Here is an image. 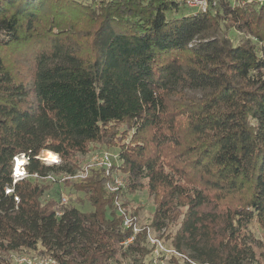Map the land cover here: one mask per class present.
Here are the masks:
<instances>
[{
  "label": "trees",
  "instance_id": "trees-1",
  "mask_svg": "<svg viewBox=\"0 0 264 264\" xmlns=\"http://www.w3.org/2000/svg\"><path fill=\"white\" fill-rule=\"evenodd\" d=\"M95 1L0 0V264L30 253L146 264L148 226L174 227L168 246L186 255L174 264H260L250 227L264 232V1L182 17L177 0ZM83 18L85 45L73 36H85ZM233 30L249 37L234 43ZM100 146L117 163L76 178ZM45 151L60 161L46 164ZM21 155L27 175L14 183ZM57 182L92 209L47 197ZM144 188L155 211L135 234L126 196Z\"/></svg>",
  "mask_w": 264,
  "mask_h": 264
},
{
  "label": "rangeland",
  "instance_id": "rangeland-1",
  "mask_svg": "<svg viewBox=\"0 0 264 264\" xmlns=\"http://www.w3.org/2000/svg\"><path fill=\"white\" fill-rule=\"evenodd\" d=\"M87 1L92 3V0H87ZM99 1L100 0H96L95 5L99 4ZM239 2L240 3H237V4L243 5L246 2V0H239ZM195 12H196L195 8L186 4L185 1L180 0L178 11L175 13V16L182 17L184 15H192ZM86 19L87 18H83V19L79 20L77 22V28H76V30H78L79 28L86 29L85 30L86 31L85 36L80 38V36L78 37V36L73 35L74 39H76L78 43H82L84 45H85V43H87L91 40L90 34H91V30L93 29V26L89 27L86 24ZM246 37H249V36L242 34V33L235 31V30H233L230 34V39L234 43H237L240 39L246 38ZM4 53L6 56V62L11 67L13 72L19 78H22L24 80V82L30 83L31 81H30V76H29L28 64L26 62H24V60H22L20 58V56H18L17 52H12L9 49H4ZM42 155H43V153H42ZM58 157L60 158L59 155H58ZM80 159L82 160V165H84V166H83V170H80L76 174L77 175L76 178L84 177L85 174L87 173L88 169L91 167H107L108 168V167L113 166L114 164L117 163V155L115 154L114 149H107L104 146H100V147L96 148L93 152H90L83 157L80 156ZM124 178H125L124 175L119 174L118 176H116L115 184L119 185V186L124 185L125 184ZM62 195H66L69 198L70 205H77L79 208H81L82 210H85V211H89L92 209L91 205L89 203H87V201L85 200V198H83V195L81 193L69 194L67 188L63 185V183H60V182L53 184L52 189L47 194V197H60ZM126 199L129 201L132 209H134V208L139 209V216L137 217L138 220L136 221V223H137V227L139 229L138 231H140V229H142L141 227L149 225L152 221V216H153V213L155 211L154 199H153V197H151V195H149V192L147 191L146 188L138 190V191L131 193V194H127ZM128 216H130V215H128ZM148 227L151 228L150 226H148ZM250 229L254 233L255 237L260 239L262 242V246L257 248V255L260 259V264H264V232L259 227V225L255 222L252 223ZM174 230H175L174 227H172L171 229H169L167 231L165 229L161 232H155L152 229V231L154 232V233H152V235L154 237L158 236L159 239L161 240V242L163 244H165V247H169L168 243L171 239L168 238V234ZM164 233H165V235H164ZM131 241H129V242H131ZM152 246H153V244H151L147 240V248H148L149 254L143 259V261L146 264L155 263V259H156L157 255L159 256V253L161 251V247H157L158 248V251H157V248L155 246H153V247ZM30 254L31 255L15 254L13 256L14 262L17 264V259H19L23 256H33L32 253H30ZM161 254L163 255V252H161ZM42 258H44V257H42ZM168 260H170V259H168ZM168 262H169L168 264H174L172 261H168ZM42 264H43V262H42Z\"/></svg>",
  "mask_w": 264,
  "mask_h": 264
},
{
  "label": "built area",
  "instance_id": "built-area-1",
  "mask_svg": "<svg viewBox=\"0 0 264 264\" xmlns=\"http://www.w3.org/2000/svg\"><path fill=\"white\" fill-rule=\"evenodd\" d=\"M180 1V0H177ZM185 1L186 4H188L189 6L195 8L196 12H205L207 11L210 6H214L217 4L218 0H183ZM234 4L240 3L239 0H232ZM246 1H250V0H246ZM259 1H264V0H259ZM43 153V152H42ZM39 156L46 164H53V163H57L60 161V158L58 157L56 161L52 162V161H48L47 159H45L44 155ZM58 156V155H57ZM19 159H24V164L20 167V169H17V162ZM27 161V158L25 157V155H21V156H17L14 159V168H13V178H14V183H16L18 180L23 179L24 177H26V170H25V163ZM11 192V189L7 190V193ZM16 200H18V198L16 197ZM68 198L66 196L63 197V202H67ZM125 226L127 227H132L134 233H138L139 229L137 227V223L134 224L133 220L130 218V216H126L125 217V221H124ZM148 232V241L153 244V246L157 247H161V251L159 253V256L157 255L156 259H155V263L153 264H168L170 259L172 256L176 255L178 257H186L185 254L179 252L178 250H176L175 248L172 247H165V244H163L161 242V240L159 239V237H154L152 235V233H154L152 231V228L147 229ZM133 239V237L129 238L128 241H131ZM152 246V247H153ZM158 251V248H157ZM161 252H163V255L161 254ZM189 261L192 264H201L199 262H195L189 259ZM61 264L59 261H57L54 258L51 257H36V256H23L19 259H17V263L18 264Z\"/></svg>",
  "mask_w": 264,
  "mask_h": 264
},
{
  "label": "bare ground",
  "instance_id": "bare-ground-1",
  "mask_svg": "<svg viewBox=\"0 0 264 264\" xmlns=\"http://www.w3.org/2000/svg\"><path fill=\"white\" fill-rule=\"evenodd\" d=\"M43 155L45 156V159H47L48 161H56L58 156L55 152H52V151H45L43 152ZM24 159H19L18 162H17V169L19 170L20 167L24 164Z\"/></svg>",
  "mask_w": 264,
  "mask_h": 264
}]
</instances>
